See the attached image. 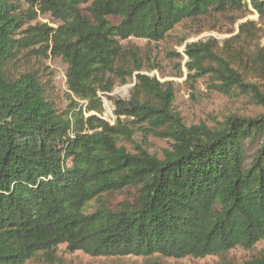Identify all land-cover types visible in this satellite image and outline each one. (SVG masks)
I'll use <instances>...</instances> for the list:
<instances>
[{
    "label": "trees",
    "instance_id": "trees-1",
    "mask_svg": "<svg viewBox=\"0 0 264 264\" xmlns=\"http://www.w3.org/2000/svg\"><path fill=\"white\" fill-rule=\"evenodd\" d=\"M26 2L30 10L0 0V264H24L38 252L53 258L61 245L143 264L209 256L231 264L229 251L264 240V114L186 127L173 83L148 76L157 67L123 44L161 42L183 23L199 35L228 22L219 32L229 37L186 43L175 54L179 77L184 68L191 90L206 79L209 91L264 108V0ZM34 7L55 26L27 25ZM253 13L257 22L234 33ZM29 54L66 66L64 110L34 72L15 67ZM131 78L127 100L110 97ZM102 97L112 103V124L96 116ZM138 130L168 148L148 153L134 142ZM129 190L133 202L108 208L105 197ZM242 264H264V256Z\"/></svg>",
    "mask_w": 264,
    "mask_h": 264
},
{
    "label": "rangeland",
    "instance_id": "rangeland-1",
    "mask_svg": "<svg viewBox=\"0 0 264 264\" xmlns=\"http://www.w3.org/2000/svg\"><path fill=\"white\" fill-rule=\"evenodd\" d=\"M14 2L21 10H30L26 0H9ZM34 12L37 13V19L30 22L29 26L38 24H46L54 27L49 15H42L37 7H34ZM257 22L255 13L248 15L245 19L238 21L231 29L236 33L237 24L244 21ZM112 24H117L118 19L109 18ZM218 26V30H205V32L196 35L195 31L199 28L183 23L177 26L169 35L161 42L154 43L147 40L130 38L123 42L124 45L129 44L139 49L140 58L145 67L152 65L157 67L153 72H145L150 77H156L160 82L171 81L174 87L175 99L173 102L174 111L177 112L186 127L205 124L212 127L221 123L226 117L236 115L240 117H254L259 114H264V108L251 103L247 98H239L237 100L228 99L220 94L209 91L206 87V79L199 80L194 90L189 88L186 80L185 69L182 68L183 75L179 77L180 72L177 70L178 59L175 54L183 53L186 43L204 40L213 37L217 40H222L229 35L222 34L219 31L230 29L228 22H222ZM25 29V28H24ZM185 39L183 42H181ZM182 44H181V43ZM33 49H37L34 47ZM183 57V62H185ZM20 71H30L37 75V78L47 89L50 97L53 99L56 107L60 111L64 110L68 105L67 88L65 84V69L66 66L59 59L36 58L35 55L29 54L25 59L20 60L15 66ZM135 80L131 78L123 86L116 87L110 94V97H116L127 100L129 91L134 86ZM103 112L100 114L110 124L113 123V106L110 101L102 97ZM83 104V102H80ZM93 114V113H90ZM95 114V113H94ZM88 115V114H87ZM145 135V136H143ZM145 138V142H144ZM134 142L138 146H142L148 153L161 156L162 152L168 148V142L164 139L148 134L146 130H138L134 135ZM128 150L133 148V145L127 142H121ZM135 196L134 190L116 193L104 198L107 201L108 208L115 210L120 204L125 202H133ZM96 207V203L92 202L87 207V211L92 212ZM262 254L264 256V240L259 241L251 250L236 248L231 250L225 256L226 260L231 264H242L251 260L255 256ZM144 259L140 257H91L80 251L69 253L64 245L59 246L53 258H47L44 253L38 252L24 264H143ZM163 264H223V261L218 257H206L203 259L186 258L182 260L160 259Z\"/></svg>",
    "mask_w": 264,
    "mask_h": 264
},
{
    "label": "built area",
    "instance_id": "built-area-1",
    "mask_svg": "<svg viewBox=\"0 0 264 264\" xmlns=\"http://www.w3.org/2000/svg\"><path fill=\"white\" fill-rule=\"evenodd\" d=\"M88 115H90V114H88ZM88 115H86V116H88ZM92 115H96V114H92ZM96 116H98L99 118H101V119H103V120H105L102 116H100V115H96ZM106 121V120H105Z\"/></svg>",
    "mask_w": 264,
    "mask_h": 264
}]
</instances>
